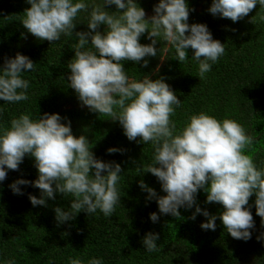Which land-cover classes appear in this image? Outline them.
Returning <instances> with one entry per match:
<instances>
[{
	"label": "clouds",
	"instance_id": "1",
	"mask_svg": "<svg viewBox=\"0 0 264 264\" xmlns=\"http://www.w3.org/2000/svg\"><path fill=\"white\" fill-rule=\"evenodd\" d=\"M26 3L31 7L25 9L21 22L28 33L49 42L60 41L62 36L76 37L77 42L71 46L74 56L67 63V86L74 90L81 106L118 121L129 141L153 146L152 162H142L137 169L153 174L166 193L158 195L143 179L139 181L148 193L147 199L156 200L159 214L179 217L181 207L191 209L195 205L192 219L197 214L207 218L200 225L202 229L214 231L219 218L228 234L247 241L255 228L253 204L249 203L255 194L256 215L264 227V168H258L245 152L253 142L245 127L235 119H218L200 111L176 132L171 116L182 102L164 76L152 78L159 73L160 65L139 79L130 77L124 67L127 61L148 67L150 61L145 58L157 56V42L165 41L174 49L173 59L182 64L191 59L198 65L197 76L205 78L225 54V44L213 38L207 24L188 23L190 11L195 10L189 8L188 0H159L153 6L154 14L148 17L138 0ZM106 5H115L116 11L108 10ZM257 5L264 9V0H212L208 11L235 23ZM81 12L88 13V30L74 33ZM145 32L151 42L142 44L140 38ZM189 48L193 51L191 58ZM159 51L167 52L168 48ZM36 65L20 52L6 56L0 67V99L6 103L28 101L30 81L23 74L35 71ZM92 147L86 135L73 134L71 121L59 113L45 112L36 118L30 112L21 113L10 120L7 128L0 126V182L6 179L8 170H18L27 154L34 158L38 177L12 182L14 194H22L20 185L31 184L40 189L39 197L29 194L33 206H47V200H55L57 193L71 198L70 207L54 208L58 224L74 220L81 211L91 215L99 210L106 218L111 217L121 202L118 184L122 166L97 158ZM123 151L117 147L107 149L108 153ZM201 189L207 193L205 203L223 206L218 216L196 203ZM159 214L151 212L150 220L157 222ZM159 240V233H146L142 238L145 251H158ZM257 240H264V233ZM68 260L69 264H103V259L97 257ZM6 264L16 261L9 259Z\"/></svg>",
	"mask_w": 264,
	"mask_h": 264
},
{
	"label": "trees",
	"instance_id": "2",
	"mask_svg": "<svg viewBox=\"0 0 264 264\" xmlns=\"http://www.w3.org/2000/svg\"><path fill=\"white\" fill-rule=\"evenodd\" d=\"M158 2L138 0L148 13L146 17L154 14L153 6ZM188 4L195 9L190 11L188 23L207 24L213 38L225 44V54L203 80L197 76L198 65L191 59L183 64L173 59L174 49L165 41L157 42V56L145 58L150 61L148 67L133 61L125 62L124 67L130 77L139 79L160 65L159 73L152 78L164 76L182 102L171 116L176 132L200 111L218 119L237 120L253 137V142L246 146V154L254 158L258 168H264V9L257 5L234 23L208 11L212 0H188ZM29 7L26 0H0V67L6 56L14 57L17 52L37 64L35 71L23 74L30 81L28 101L6 103L0 99V126L7 128L13 117L27 112L33 118L45 112L66 117L75 136H87L97 158L121 164V202L111 217L106 218L99 210L91 215L81 211L74 220L58 224L54 208L70 207L71 198L57 193L55 200H47V206H33L29 194L39 197L40 189L31 184L20 185L22 194H14L10 188L17 179L34 181L38 177L34 158L26 154L18 170H8L6 179L0 182V264L9 259L16 264H69V257L85 261L102 258L103 264H264V240H257L264 227L261 217L256 215L255 194L249 199L255 228L247 241L228 234L219 218L214 231L202 229L200 225L207 218L197 214L192 219L195 205L191 209L181 207L179 217L159 214L156 200L147 199L148 193L141 189L139 181L143 179L158 195L166 193L153 174L137 169L142 162H152L153 146L129 141L118 121L81 106L74 90L67 86V63L74 56L71 46L77 42L76 37L62 36L54 42L37 39L21 22ZM105 7L116 11L115 5ZM87 19V12L79 13L73 32L88 30ZM146 37L147 32L140 38L142 44L151 42ZM164 47L168 51L160 53L159 49ZM192 54L189 48V58ZM109 147L124 151L108 153ZM206 196L199 190L196 203L218 216L223 206L205 203ZM151 212L159 214L155 223L149 218ZM150 231L160 235L159 250L151 253L145 251L142 243Z\"/></svg>",
	"mask_w": 264,
	"mask_h": 264
},
{
	"label": "rangeland",
	"instance_id": "3",
	"mask_svg": "<svg viewBox=\"0 0 264 264\" xmlns=\"http://www.w3.org/2000/svg\"><path fill=\"white\" fill-rule=\"evenodd\" d=\"M146 15H148V13Z\"/></svg>",
	"mask_w": 264,
	"mask_h": 264
}]
</instances>
